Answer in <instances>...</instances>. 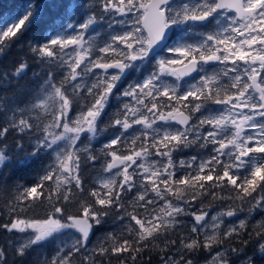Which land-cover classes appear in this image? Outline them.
<instances>
[{
	"label": "snow or ice",
	"instance_id": "1",
	"mask_svg": "<svg viewBox=\"0 0 264 264\" xmlns=\"http://www.w3.org/2000/svg\"><path fill=\"white\" fill-rule=\"evenodd\" d=\"M46 16L0 71V264H264V0H27L0 55Z\"/></svg>",
	"mask_w": 264,
	"mask_h": 264
},
{
	"label": "trees",
	"instance_id": "2",
	"mask_svg": "<svg viewBox=\"0 0 264 264\" xmlns=\"http://www.w3.org/2000/svg\"><path fill=\"white\" fill-rule=\"evenodd\" d=\"M26 2L27 0H0V16L18 13L23 8ZM34 2H39L43 7L44 4L47 3V0H34ZM51 15H54V13L50 14V16ZM50 16L45 17L46 23L33 25L30 29L24 32L21 39H13V41L10 43L9 48L5 50V53L3 55H0V71L11 72L21 61H26L30 65V68L28 70L27 76H25L23 80H21V83L23 84L26 82H31L29 80L31 73L33 71H38L39 68L34 62L33 56L29 51V42L36 43L42 40V35L45 33L48 24L50 23ZM94 175V172L91 173L88 179H91V177ZM34 176L35 172L32 169L20 170L15 173V177L22 178V181L24 183H31ZM10 195L11 191L5 194V196ZM0 203H2V200H0ZM4 219H6V217H0V222H2ZM256 219L259 220L260 217H256ZM109 230V226L98 229L96 231V234L92 237V242L95 243L97 238L101 237L105 232ZM7 238L8 237L6 234L0 233V244H3ZM249 251L251 250L249 249ZM147 255L148 253H145V257H147ZM203 255L204 253L199 254L198 259ZM113 264H118V262L113 261ZM144 264H148L147 259H145ZM151 264H159V256L155 252L151 253Z\"/></svg>",
	"mask_w": 264,
	"mask_h": 264
},
{
	"label": "flooded vegetation",
	"instance_id": "3",
	"mask_svg": "<svg viewBox=\"0 0 264 264\" xmlns=\"http://www.w3.org/2000/svg\"><path fill=\"white\" fill-rule=\"evenodd\" d=\"M211 215V214H210ZM200 258H201V260H200ZM199 259H198V262H197V264H204V262L205 261H203V259L205 260V254L203 255V256H201ZM203 258V259H202ZM237 264H238V262H237Z\"/></svg>",
	"mask_w": 264,
	"mask_h": 264
},
{
	"label": "bare ground",
	"instance_id": "4",
	"mask_svg": "<svg viewBox=\"0 0 264 264\" xmlns=\"http://www.w3.org/2000/svg\"><path fill=\"white\" fill-rule=\"evenodd\" d=\"M211 214V213H210ZM203 259V258H202ZM200 260H201V258H200ZM203 261H205L204 259H203Z\"/></svg>",
	"mask_w": 264,
	"mask_h": 264
}]
</instances>
